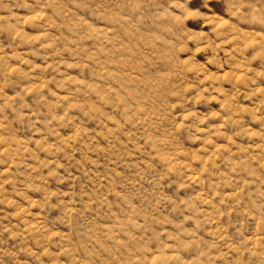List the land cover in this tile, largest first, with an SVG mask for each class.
Here are the masks:
<instances>
[{"label": "rangeland", "instance_id": "obj_1", "mask_svg": "<svg viewBox=\"0 0 264 264\" xmlns=\"http://www.w3.org/2000/svg\"><path fill=\"white\" fill-rule=\"evenodd\" d=\"M0 264H264V0H0Z\"/></svg>", "mask_w": 264, "mask_h": 264}]
</instances>
